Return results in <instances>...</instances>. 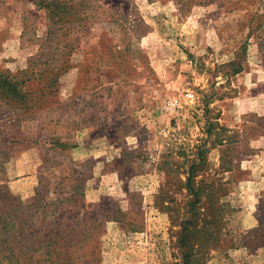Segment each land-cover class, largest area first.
<instances>
[{"label":"rangeland","instance_id":"rangeland-1","mask_svg":"<svg viewBox=\"0 0 264 264\" xmlns=\"http://www.w3.org/2000/svg\"><path fill=\"white\" fill-rule=\"evenodd\" d=\"M80 1L0 0V264H264V0Z\"/></svg>","mask_w":264,"mask_h":264},{"label":"trees","instance_id":"trees-1","mask_svg":"<svg viewBox=\"0 0 264 264\" xmlns=\"http://www.w3.org/2000/svg\"><path fill=\"white\" fill-rule=\"evenodd\" d=\"M38 8L45 9L48 11V15L54 23H59L62 21L66 16H68V9L70 8L69 5H71L73 0H33ZM84 0L82 2L80 1L79 6L81 7V10H83V14H85V8H84ZM88 18L87 15L84 17H81V20H86ZM8 77L4 76V83L7 86L8 89L14 88L15 82L10 81L12 79H9ZM2 83V81L0 80Z\"/></svg>","mask_w":264,"mask_h":264}]
</instances>
